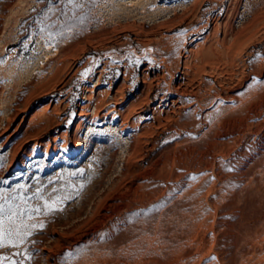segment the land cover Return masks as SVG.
<instances>
[{"label": "rangeland", "instance_id": "obj_1", "mask_svg": "<svg viewBox=\"0 0 264 264\" xmlns=\"http://www.w3.org/2000/svg\"><path fill=\"white\" fill-rule=\"evenodd\" d=\"M78 3L0 0V188L56 202L0 255L264 264V0Z\"/></svg>", "mask_w": 264, "mask_h": 264}, {"label": "snow or ice", "instance_id": "obj_2", "mask_svg": "<svg viewBox=\"0 0 264 264\" xmlns=\"http://www.w3.org/2000/svg\"><path fill=\"white\" fill-rule=\"evenodd\" d=\"M63 2L70 6L73 15L76 9L82 7L78 0H63ZM52 36L53 33L50 32L49 38L51 39ZM31 198L43 200V207L47 211L54 210L56 202L44 200L40 189H37L32 194V197H28L24 185H18L16 189L11 190L0 188V249L15 248L22 245L26 237L32 235L31 229L43 227L42 223L39 225L28 223V221L33 219L34 213L39 214L41 212L40 206L29 204ZM5 261H8V264H16L9 257L0 255V264H4Z\"/></svg>", "mask_w": 264, "mask_h": 264}, {"label": "bare ground", "instance_id": "obj_3", "mask_svg": "<svg viewBox=\"0 0 264 264\" xmlns=\"http://www.w3.org/2000/svg\"><path fill=\"white\" fill-rule=\"evenodd\" d=\"M119 87H120V86H119ZM47 105H48V104H47ZM44 106H45V105H44ZM17 125H18V124H17ZM17 125H16V126H17ZM79 126H80V124L78 123L77 126H76V128H79ZM145 127H146V126H145Z\"/></svg>", "mask_w": 264, "mask_h": 264}]
</instances>
